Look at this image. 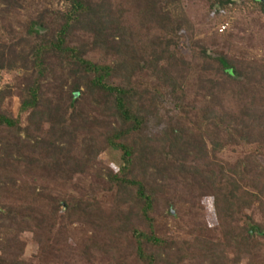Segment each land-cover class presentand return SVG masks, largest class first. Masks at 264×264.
<instances>
[{
	"label": "trees",
	"instance_id": "1",
	"mask_svg": "<svg viewBox=\"0 0 264 264\" xmlns=\"http://www.w3.org/2000/svg\"><path fill=\"white\" fill-rule=\"evenodd\" d=\"M249 1L201 35L184 0H0V264H264Z\"/></svg>",
	"mask_w": 264,
	"mask_h": 264
},
{
	"label": "rangeland",
	"instance_id": "2",
	"mask_svg": "<svg viewBox=\"0 0 264 264\" xmlns=\"http://www.w3.org/2000/svg\"><path fill=\"white\" fill-rule=\"evenodd\" d=\"M237 2V8L232 10H220L216 11L215 7L210 10L208 6L207 0H184V6L187 13L190 15L192 20L195 23V28L200 29L202 31H199L201 35H204V33L209 32L211 29H214L215 21L219 19L220 16H227L230 13L234 15L236 18H242V11L240 12V9L245 12V4L250 3L249 0H235ZM252 3V2H251ZM250 3V4H251ZM222 26V25H221ZM220 26V28H221ZM213 45L211 46V49H213ZM260 50V49H258ZM262 50V49H261ZM260 50V51H261ZM2 75V74H1ZM0 82H3L5 79L8 78V75H2ZM102 159L112 165L114 168H116V157L115 154H103ZM203 203L205 205V216L209 224H214L216 222L213 205H212V199L207 197L203 199ZM35 251V245L32 242H29L26 251L25 256L30 257L32 252Z\"/></svg>",
	"mask_w": 264,
	"mask_h": 264
},
{
	"label": "water",
	"instance_id": "3",
	"mask_svg": "<svg viewBox=\"0 0 264 264\" xmlns=\"http://www.w3.org/2000/svg\"><path fill=\"white\" fill-rule=\"evenodd\" d=\"M259 1H261V2H263V3H264V0H259Z\"/></svg>",
	"mask_w": 264,
	"mask_h": 264
},
{
	"label": "built area",
	"instance_id": "4",
	"mask_svg": "<svg viewBox=\"0 0 264 264\" xmlns=\"http://www.w3.org/2000/svg\"><path fill=\"white\" fill-rule=\"evenodd\" d=\"M224 28V26H221V29Z\"/></svg>",
	"mask_w": 264,
	"mask_h": 264
}]
</instances>
